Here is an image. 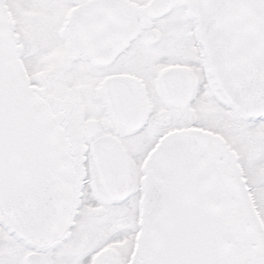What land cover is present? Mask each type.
Instances as JSON below:
<instances>
[{
    "label": "snow or ice",
    "instance_id": "6c2138e0",
    "mask_svg": "<svg viewBox=\"0 0 264 264\" xmlns=\"http://www.w3.org/2000/svg\"><path fill=\"white\" fill-rule=\"evenodd\" d=\"M0 264H264V0H0Z\"/></svg>",
    "mask_w": 264,
    "mask_h": 264
}]
</instances>
